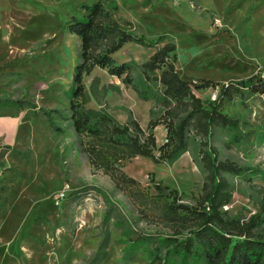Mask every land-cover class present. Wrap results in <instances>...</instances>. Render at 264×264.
Here are the masks:
<instances>
[{
  "label": "rangeland",
  "instance_id": "obj_1",
  "mask_svg": "<svg viewBox=\"0 0 264 264\" xmlns=\"http://www.w3.org/2000/svg\"><path fill=\"white\" fill-rule=\"evenodd\" d=\"M96 1L0 0V100L30 107L0 105V264H91L104 240L100 264H150L134 240L170 235L141 220L131 200L90 166L84 139L70 125L81 42L69 24L83 19L85 6ZM115 1L117 18L133 23L152 44H126L113 56L118 63L144 64L174 40L176 70L184 81L228 84L256 76L264 85V0H149L147 6L143 0ZM93 82L100 95L106 88L108 112L117 122L121 114L128 119V109L148 126L153 103L99 68L84 79L87 109L101 108L90 90ZM192 89L203 100L215 94ZM245 105L236 100L222 108L240 118L238 140L216 130L211 145L221 161L242 169L240 176H227L234 198L225 210L243 223L259 221L256 233L264 237V95H248ZM44 112L54 118L58 135ZM160 127L159 146L166 141ZM124 171L150 196H156L153 180L178 191L189 205L202 194L203 175L190 153L172 165L133 159Z\"/></svg>",
  "mask_w": 264,
  "mask_h": 264
},
{
  "label": "trees",
  "instance_id": "obj_2",
  "mask_svg": "<svg viewBox=\"0 0 264 264\" xmlns=\"http://www.w3.org/2000/svg\"><path fill=\"white\" fill-rule=\"evenodd\" d=\"M149 2L143 0V6ZM85 11L83 19L73 18L69 24V31L81 42L80 63L75 71V89L70 102V125L75 134L84 139L82 147L90 166L108 176L131 200L141 220L170 233L163 239L142 235L133 243L149 256L150 264H264V237L256 233L260 222L253 219L243 223L225 210L234 198L227 176H240L242 169L221 161L218 150L211 145L216 130L234 134L238 140L241 120L225 115L222 108L236 100L246 108L247 96L264 95V85L256 83V76L228 84L199 80L193 85L184 81L176 70L178 55L174 40H167L144 64H120L113 56L126 44L152 47L151 42L139 35L133 23L117 18L119 6L115 0H97L85 6ZM163 41L160 37L158 43ZM96 68L121 80L142 101L153 103L146 130L128 109L124 110L128 116L126 123L117 122L108 112L106 88H102L100 95L96 82L90 90L101 108H86L90 95L84 79ZM192 87L218 90L216 101L201 99ZM1 104L18 111L30 109L20 101L0 100ZM44 115L58 135L61 130L52 115L47 112ZM160 126L166 131V141L158 146L155 131ZM185 153L191 154L204 179L201 197L194 205L186 204L178 191L154 180L156 196H150L124 171L125 163L133 159L145 158L156 165H172ZM104 242L98 248L99 256L91 264L104 260Z\"/></svg>",
  "mask_w": 264,
  "mask_h": 264
},
{
  "label": "crops",
  "instance_id": "obj_3",
  "mask_svg": "<svg viewBox=\"0 0 264 264\" xmlns=\"http://www.w3.org/2000/svg\"><path fill=\"white\" fill-rule=\"evenodd\" d=\"M133 91L131 90V94H130V97H135V95L132 93ZM129 108H131V107H129ZM121 119L122 120H120L121 122V124H124V123H126V117L125 116H123V114H121ZM149 123V122H148ZM141 127L144 129V128H147V126H143V125H141ZM160 129H162L161 127H159V128H157L156 129V131L157 130H160ZM164 129V128H163ZM144 130H146V129H144ZM164 131V133H163V136H164V138H166V131H165V129L163 130ZM157 143H158V141H157ZM159 146V145H158Z\"/></svg>",
  "mask_w": 264,
  "mask_h": 264
},
{
  "label": "built area",
  "instance_id": "obj_4",
  "mask_svg": "<svg viewBox=\"0 0 264 264\" xmlns=\"http://www.w3.org/2000/svg\"><path fill=\"white\" fill-rule=\"evenodd\" d=\"M218 92H219L218 90H215V94H214V96L211 99L212 101H216Z\"/></svg>",
  "mask_w": 264,
  "mask_h": 264
}]
</instances>
